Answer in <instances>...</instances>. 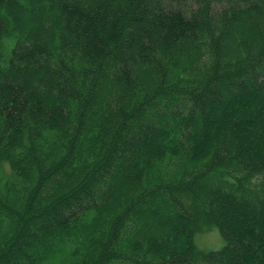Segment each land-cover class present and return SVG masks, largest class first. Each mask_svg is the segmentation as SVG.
<instances>
[{
  "label": "trees",
  "instance_id": "16d2710c",
  "mask_svg": "<svg viewBox=\"0 0 264 264\" xmlns=\"http://www.w3.org/2000/svg\"><path fill=\"white\" fill-rule=\"evenodd\" d=\"M0 264H264V0H0Z\"/></svg>",
  "mask_w": 264,
  "mask_h": 264
},
{
  "label": "rangeland",
  "instance_id": "374dc122",
  "mask_svg": "<svg viewBox=\"0 0 264 264\" xmlns=\"http://www.w3.org/2000/svg\"><path fill=\"white\" fill-rule=\"evenodd\" d=\"M194 241L198 247L204 249L219 248L224 243L223 237L216 228L197 232Z\"/></svg>",
  "mask_w": 264,
  "mask_h": 264
}]
</instances>
